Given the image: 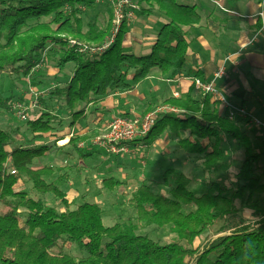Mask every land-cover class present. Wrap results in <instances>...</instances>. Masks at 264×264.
Wrapping results in <instances>:
<instances>
[{"label":"trees","instance_id":"obj_1","mask_svg":"<svg viewBox=\"0 0 264 264\" xmlns=\"http://www.w3.org/2000/svg\"><path fill=\"white\" fill-rule=\"evenodd\" d=\"M141 1L169 19L145 56L122 49L126 24L107 47L110 26L88 22L84 29V13L95 7L96 0H0V77L5 73L18 80L23 77L40 87L46 82L41 77L47 65L58 71L73 66L69 81L48 85L47 95L34 109L38 115L23 123L0 124V264H264V214L258 213L261 208L254 201L264 192L261 154L246 135L248 130L239 126L247 121L230 120L227 110L217 108L218 101L210 95L200 93L195 99L193 87L180 98L166 100L180 113L160 115L145 137L122 145L133 141L149 146L164 134L173 135L184 153L203 155L209 171L224 153L223 141H233L243 152L234 189L211 181L197 196L188 189L190 179L171 168L158 183L170 189L169 195L142 183L129 199L135 216L106 227L99 205L84 201L72 208L60 188L63 177L53 181L52 167L36 165L50 148L42 142L35 145V140L54 137L65 118L72 128L87 119L91 104L113 92L133 89L152 70L168 74L186 65L189 40L183 27L199 23L196 9L176 0ZM112 14L113 10L111 18ZM90 48L100 50L92 53ZM12 97L0 93V116L11 114ZM34 110L30 113L35 115ZM63 139H56L54 147ZM78 141L71 137L67 144L76 147ZM78 154L82 160L89 157L82 150ZM101 183L109 191L124 184L114 177L102 178ZM20 184L30 186L34 194L19 189ZM237 201L240 208L252 212L253 222L223 228L221 235L195 247L194 242L219 220L238 212ZM60 204L65 210H58ZM150 227L168 228L171 241L160 245L138 234ZM68 243L87 256H71Z\"/></svg>","mask_w":264,"mask_h":264},{"label":"crops","instance_id":"obj_2","mask_svg":"<svg viewBox=\"0 0 264 264\" xmlns=\"http://www.w3.org/2000/svg\"><path fill=\"white\" fill-rule=\"evenodd\" d=\"M139 1V12L127 24L128 30L122 38L121 47L125 53L145 56L151 52L161 29L168 23L169 19L157 9L151 8L146 2ZM176 3L194 7L200 16L198 24L183 27V32L189 40L186 65L181 70L174 73L172 71L168 74H162L156 69L152 70L148 77L134 86L133 89L113 92L96 104H91L87 109L86 120L79 121L74 127L69 128L67 124H69L70 119L65 118V127L56 132L54 137L43 139V143L49 146L48 144L54 143L56 139L64 138L57 142L59 148L53 147L44 158L36 159L38 168L50 166L54 169L53 181L63 177L64 182L60 187L63 191H65V186L67 188L73 186L74 180L72 181L69 171L60 168L63 167L62 162L65 159H57V157L73 160L74 154L78 153L79 144L81 146L85 142L90 143L88 136H92V133H95V136L107 130L110 120L115 117L140 115L141 112L138 113V111L141 107L151 110L168 99L180 98L193 87L192 80L197 72L201 74L198 76L199 78L205 82H210L214 79L215 73L223 68L224 76L215 80V86L219 93L232 105L246 109L254 117L264 122V0H176ZM111 11L110 0H96L95 7L86 10L84 13V29L86 30L88 22L90 24L97 23L100 28L110 26ZM49 68L55 69V71L52 75L49 73L48 76ZM72 76V65L67 66L62 71H58L52 65H47L41 79L59 84L61 81H69ZM7 77L11 78L9 75ZM11 79L13 84L15 78ZM21 79L26 80L23 77L19 80ZM191 93L195 99H199L200 92L196 91L194 87ZM217 106L222 112L224 111L219 102ZM33 116L35 115L31 112L30 118ZM245 123L239 126L248 130L246 135L253 145H256H254L256 151L264 158V133L254 127L250 128L251 125ZM73 130L76 131V135L73 134ZM71 137L79 139L76 147L67 144ZM170 142L177 143V138L173 135L164 134L155 140L151 147L150 145L144 147V143L133 141L124 146L128 153L150 147L149 157H146V160L150 162L148 164H151L158 162L157 158L159 157L155 156L154 150H151L154 145ZM82 151L89 155L82 160L78 154L79 163L83 164L81 167L83 171L91 173L90 170L96 168L95 171L100 170L99 176L101 178H108L105 177V174L110 172L113 174L110 177L121 176V178H125L124 175L134 173V170L131 169L135 167L130 166L129 168V165L137 164L136 159L134 161L130 155H127L128 153L107 157L106 152L94 143ZM55 155L56 157H53ZM95 157L100 158L99 165H92ZM46 160H49L50 163L45 162ZM48 164H56L57 166ZM76 166L77 164H70V171H74ZM149 168L146 171L152 170L153 166ZM56 171H61V174H57ZM80 171L82 170L80 169ZM152 173H145L146 183L148 182L150 186L159 183ZM55 175H57V179H55ZM77 190L78 187L75 189L70 187L69 192L77 193ZM69 192L65 191L66 198L71 202L72 198H69Z\"/></svg>","mask_w":264,"mask_h":264},{"label":"rangeland","instance_id":"obj_3","mask_svg":"<svg viewBox=\"0 0 264 264\" xmlns=\"http://www.w3.org/2000/svg\"><path fill=\"white\" fill-rule=\"evenodd\" d=\"M139 9L140 6L138 5ZM138 9V11H139ZM137 11V12H138ZM136 12V14H137ZM135 14V16H136ZM112 24V18L110 20ZM110 24V28H111ZM112 29V28H111ZM121 31V30H120ZM120 34V32L118 31ZM112 34V30H110L109 36L106 39L107 40L110 38V35ZM118 34L115 39H117ZM105 42V43H106ZM81 45L85 42H81ZM105 45V44H104ZM51 66V65H50ZM220 70V69H219ZM55 69H50L47 72V75L49 76L50 74L52 75L54 73ZM50 73V74H49ZM51 81L46 82L44 85L38 87L34 85H29L28 80H18L15 79L14 83L12 84V79L7 77L6 75H3V77H0V93L3 94L6 97H12V100L9 101L10 108H11V114L7 115L8 113H3L0 116V124L3 126L7 125H14L17 123H23V121L27 120L30 117V111H33L38 107V101L40 97H43L47 95V90L49 88L48 85H52ZM45 86V87H43ZM194 87V86H193ZM46 91V92H44ZM36 94V96H35ZM38 97V99H37ZM37 99V100H36ZM176 99V98H175ZM37 101V103H36ZM163 102L162 104L156 105L153 109L146 110L145 108L141 107L139 108L138 113L136 115H133L131 117L125 116V118L129 119H134V118H146L149 114L156 112L159 106H166V107H171L174 109H178L176 107H173L169 104H165ZM36 105L35 108H30V106ZM14 106L17 107H23V109H26L24 112L26 118L22 120L20 117V113H22V110L16 112ZM165 110V109H164ZM162 110L163 113L157 112L155 119L159 118L160 115L166 114L167 111L170 112L171 110ZM179 111V110H178ZM181 111L177 112L180 113ZM30 113V114H29ZM35 116L38 115V112L34 110ZM9 118V119H7ZM111 121V120H110ZM157 122V120H156ZM156 124V123H155ZM69 126V124H67ZM66 125L64 124L62 127H65ZM61 127V128H62ZM252 128V126H249ZM70 128V127H69ZM58 131V130H57ZM106 130L96 134L92 133V136H88L90 139V143H83L79 144V149L78 150H86V147L91 145V143H94L95 139L99 136H102L105 133ZM73 134L76 135V131H72ZM96 132V131H95ZM90 135V134H89ZM30 137V136H29ZM87 137V138H88ZM19 139H23L19 137ZM138 139V138H137ZM69 140V139H68ZM92 141V142H91ZM178 141V139H177ZM36 144L39 145L38 143H43L44 141H38L35 140ZM64 142V141H63ZM35 144V145H36ZM50 150L54 147V143L48 144ZM85 148H82L84 146ZM255 145V144H254ZM253 145V146H254ZM144 147H147L146 145H143ZM152 145H150L151 147ZM256 146V145H255ZM149 148H144V149H138L137 151H132L128 153V150L126 152L120 153L121 154H126L130 155L132 159L137 161V164L135 165H129L131 167H135L131 170H134L133 174L129 175H123L125 178L116 177L121 184L124 182V184L119 185V187H116L112 191H109L105 188H103L102 185V178L99 176V171L90 170L92 171L91 173H86L83 171L82 163H79L78 159V153L76 152L74 154L73 160L64 158V157H57V159H65V161L62 162V166L60 167L62 170H67L70 173V176L72 177L73 186H68V188L65 186V191L69 192L70 187L72 189H75L78 187L77 193L70 191L68 193V196L71 200V207H77L79 204H81L84 201L91 202V203H96L99 205V207L103 210V215H102V221L103 224L106 227L112 226L116 222H125L127 219L134 217L135 216V211L129 206V199L132 197V193L139 188L142 183H146L145 180V173L146 172H153L152 175L155 176V179H158L159 183L162 182V176L164 172L168 169H174L177 172L183 173L186 177L190 179V184L188 189L193 192L195 195L199 196L202 193H204L208 189V183L211 181H216L220 183L223 186H226L229 189H234L236 185V175L238 173V169L241 166L242 160H243V152L240 150L236 144L233 141L230 140H224L221 148L223 150V155L220 159L219 162H217L209 171L207 168H205V159L203 155L199 154H186L184 153L179 147H177V143L175 142H170L167 144H157L154 145V147L151 150H154L155 156H159L157 158L158 162H153L151 164H148V160H146V157H149ZM126 148V147H125ZM49 150V151H50ZM77 150V151H78ZM256 151V150H255ZM102 152V151H101ZM257 152V151H256ZM105 155L110 156V155H118V154H107ZM126 156V155H125ZM124 156V157H125ZM53 157H56L53 156ZM56 159V160H57ZM55 160V163H56ZM45 162L50 163L49 160H46ZM58 162V161H57ZM125 163V162H124ZM70 164H77V166L74 168V171H70L69 166ZM100 164V158L95 157L93 160L92 165H99ZM43 165V163H41ZM48 165H55L56 164H48ZM66 165V166H65ZM260 165V175L262 178V182H264V158L261 157L259 161ZM151 168L153 166L152 170L146 171L147 168ZM149 168V169H150ZM80 169L82 171H80ZM61 170V171H62ZM61 171H56L57 174H61ZM79 171V172H78ZM105 177H110L113 174L110 172L109 174H105ZM55 179H57V175H55ZM148 183V182H147ZM155 183V182H154ZM19 186V185H18ZM153 190H160L163 194L169 195V188H164L162 187V184H154L151 185ZM30 186H25L21 185L19 186V189H24L28 190ZM29 191V194H34V192ZM51 196L48 195L47 198L50 199L51 201ZM49 201V202H50ZM254 201L258 204V206L261 208L258 210V213L260 215L264 214V210L262 209L264 207V192L260 194L259 196H256L254 198ZM236 206L238 208V212L227 216L225 219L219 220L217 225L210 229L209 231L205 232L201 237H199L195 242L194 246H202L205 244L207 241L215 238L221 231L222 229H236L240 225H243L245 223H250L253 222L251 219V214L252 212L249 211L248 209H243L239 207V202H236ZM58 210L63 211L65 208L60 204L58 205ZM257 213V214H258ZM140 235H144L152 239L154 242L159 243L160 245H165L168 244L171 239L172 235L169 232L168 228L165 229H158L156 227H150L145 230H141L138 232ZM221 235V234H219ZM67 251L71 256H73L76 259H81L83 257H86V251L85 250H79L76 248L75 245H72L70 243L67 244Z\"/></svg>","mask_w":264,"mask_h":264},{"label":"built area","instance_id":"obj_4","mask_svg":"<svg viewBox=\"0 0 264 264\" xmlns=\"http://www.w3.org/2000/svg\"><path fill=\"white\" fill-rule=\"evenodd\" d=\"M112 5V24L111 30L112 34L110 38L105 43L104 47L109 46L115 40L118 31L123 27L124 24L130 23L134 17L136 12L138 11V3L135 0H110ZM92 49V53L98 52L100 49L98 48H90ZM224 76V70L221 68L218 70L214 79L210 82H205L199 77H194L192 80V84L194 89L200 93L210 95L214 99H216L222 106L224 110L228 112V118L230 120H235L237 118H241L247 121V124H250L252 127L261 130L264 133V122L254 117L251 113H249L246 109L241 107H236L232 105L228 100L217 90L215 86V80ZM36 96V94H35ZM38 99V97H37ZM36 99V100H37ZM37 103V101H36ZM36 105L30 106V108H35ZM16 112L22 110L20 113V117L22 120L26 118L24 112L26 109L23 107L14 106ZM156 112L149 114L146 118H134L129 119L125 117H115L113 118L107 130L102 136H99L95 139L94 144L97 145L100 149H102L107 154H120L127 151V148L123 146V143L131 141L137 138L145 137L150 129L156 122L155 116L157 112H162V110H171L167 113H177L178 109H174L166 106H159ZM164 110V111H165Z\"/></svg>","mask_w":264,"mask_h":264}]
</instances>
